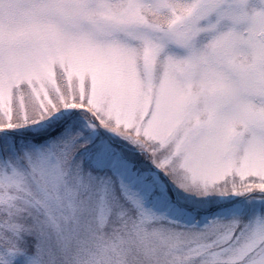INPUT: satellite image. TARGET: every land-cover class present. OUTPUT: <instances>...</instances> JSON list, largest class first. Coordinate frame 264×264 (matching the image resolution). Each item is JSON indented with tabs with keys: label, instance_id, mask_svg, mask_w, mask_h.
I'll list each match as a JSON object with an SVG mask.
<instances>
[{
	"label": "snow or ice",
	"instance_id": "6c2138e0",
	"mask_svg": "<svg viewBox=\"0 0 264 264\" xmlns=\"http://www.w3.org/2000/svg\"><path fill=\"white\" fill-rule=\"evenodd\" d=\"M0 264H264V0H0Z\"/></svg>",
	"mask_w": 264,
	"mask_h": 264
}]
</instances>
